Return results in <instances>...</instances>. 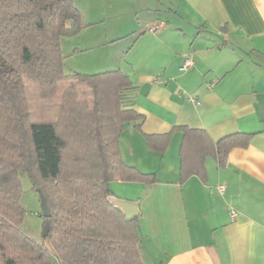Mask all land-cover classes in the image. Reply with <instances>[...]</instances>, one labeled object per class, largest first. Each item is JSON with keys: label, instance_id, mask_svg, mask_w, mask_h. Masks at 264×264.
<instances>
[{"label": "crops", "instance_id": "0c3cea01", "mask_svg": "<svg viewBox=\"0 0 264 264\" xmlns=\"http://www.w3.org/2000/svg\"><path fill=\"white\" fill-rule=\"evenodd\" d=\"M75 6L87 24L71 36L76 40L64 57L95 52L82 58L83 66L125 71L127 100L142 115L139 128L128 121L121 131L120 156L157 180L144 197L143 181L109 186L112 196L139 200L143 263L160 256V264H264V0ZM186 58L191 64L184 69ZM182 127L203 129L213 141L234 132L249 137L222 164L207 155L204 179L180 180ZM165 134L163 151L146 140Z\"/></svg>", "mask_w": 264, "mask_h": 264}, {"label": "trees", "instance_id": "16d2710c", "mask_svg": "<svg viewBox=\"0 0 264 264\" xmlns=\"http://www.w3.org/2000/svg\"><path fill=\"white\" fill-rule=\"evenodd\" d=\"M87 23L74 0H0V264H144L138 216L110 201L114 180H157L120 156L119 135L142 115L127 100L131 80L120 68L64 71L60 40ZM249 134L213 141L182 127L180 180L205 178L204 158L223 163ZM169 134L146 135L158 151ZM19 171L46 198L51 247L21 230ZM42 214V212H41Z\"/></svg>", "mask_w": 264, "mask_h": 264}, {"label": "rangeland", "instance_id": "374dc122", "mask_svg": "<svg viewBox=\"0 0 264 264\" xmlns=\"http://www.w3.org/2000/svg\"><path fill=\"white\" fill-rule=\"evenodd\" d=\"M76 1L79 3L82 0H76ZM76 1H74L75 4L77 3ZM72 38H74L73 40H76V37H71V36L61 37L60 45H61V51L63 55H65L66 49H69L71 47V42L73 41ZM66 41L69 42L68 43L69 46L68 45L66 46ZM89 54L93 55L95 54V52L82 53L80 55H74L71 58L64 57V60H63L64 71L65 72L78 71V72H83V73H94L98 71H103V69L94 70V69H89L82 65V63L84 62L82 58H84V56L89 55ZM97 67H102V66H97ZM18 175H19V180L21 184L20 203L24 208V215H23L22 222H21V230L25 232L31 238L36 240L37 242L44 243L45 245L51 247L49 238L42 234L43 216L41 214L39 192L33 187L31 180L29 179L26 172L19 171ZM113 184L115 183L112 182L111 187L113 186ZM142 193L143 192H141L140 195ZM138 227H139V224H138ZM149 243L150 241L147 242V244ZM146 259H149V257H146ZM156 259L158 260H155L154 263L152 264H155V263L160 264L159 260L161 259V257L157 256ZM53 264H57L55 258H53Z\"/></svg>", "mask_w": 264, "mask_h": 264}, {"label": "water", "instance_id": "95a60500", "mask_svg": "<svg viewBox=\"0 0 264 264\" xmlns=\"http://www.w3.org/2000/svg\"><path fill=\"white\" fill-rule=\"evenodd\" d=\"M148 186L149 184L146 186V189L143 191L140 197H144V195L147 193ZM39 201H40L42 216L48 217L50 215V210L46 202V198L42 192L39 193ZM110 201L120 208V210L125 215V217L136 216L140 212L139 207H138V204H139L138 199L137 200H127V199L119 198L116 196H111ZM47 233H48V222L46 221L44 222L43 227H42V234L47 235Z\"/></svg>", "mask_w": 264, "mask_h": 264}, {"label": "built area", "instance_id": "2783aa9c", "mask_svg": "<svg viewBox=\"0 0 264 264\" xmlns=\"http://www.w3.org/2000/svg\"><path fill=\"white\" fill-rule=\"evenodd\" d=\"M154 27H156V25L155 26H153V27H151L150 28V30H153L154 29ZM191 64V59L190 58H186V60L184 61V63H183V65H182V68H186L187 66H189ZM191 99H193V98H191ZM221 190L223 189V186L222 185H219L218 186ZM235 211L234 210H231V215L232 216H234L235 215Z\"/></svg>", "mask_w": 264, "mask_h": 264}]
</instances>
